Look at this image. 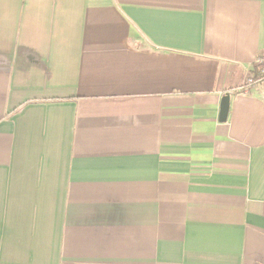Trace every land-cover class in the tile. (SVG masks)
<instances>
[{
	"label": "crops",
	"instance_id": "0c3cea01",
	"mask_svg": "<svg viewBox=\"0 0 264 264\" xmlns=\"http://www.w3.org/2000/svg\"><path fill=\"white\" fill-rule=\"evenodd\" d=\"M262 53L264 0H0V264H264Z\"/></svg>",
	"mask_w": 264,
	"mask_h": 264
},
{
	"label": "built area",
	"instance_id": "2783aa9c",
	"mask_svg": "<svg viewBox=\"0 0 264 264\" xmlns=\"http://www.w3.org/2000/svg\"><path fill=\"white\" fill-rule=\"evenodd\" d=\"M255 87L264 93V54H259L253 64V69L246 77L244 89L249 90Z\"/></svg>",
	"mask_w": 264,
	"mask_h": 264
},
{
	"label": "water",
	"instance_id": "95a60500",
	"mask_svg": "<svg viewBox=\"0 0 264 264\" xmlns=\"http://www.w3.org/2000/svg\"><path fill=\"white\" fill-rule=\"evenodd\" d=\"M230 97H231V92L227 91L225 95L222 97V102H221V110H220V121H226L228 117V113L230 110Z\"/></svg>",
	"mask_w": 264,
	"mask_h": 264
}]
</instances>
